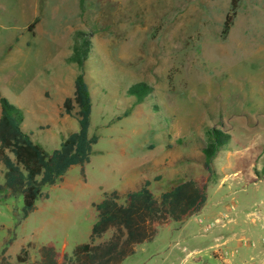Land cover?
Segmentation results:
<instances>
[{"label":"rangeland","instance_id":"374dc122","mask_svg":"<svg viewBox=\"0 0 264 264\" xmlns=\"http://www.w3.org/2000/svg\"><path fill=\"white\" fill-rule=\"evenodd\" d=\"M231 1L0 0V95L24 112L25 132L52 153L79 130L64 102L81 73L72 61L81 33L99 137L90 163L46 187L28 218L0 176L9 264L30 243L32 261L50 243L73 256L91 242L106 193L150 182L160 197L209 176L203 151L215 129L230 143L213 162L204 211L122 264H264V0H244L224 36ZM140 83L153 91L136 105L128 90Z\"/></svg>","mask_w":264,"mask_h":264},{"label":"trees","instance_id":"16d2710c","mask_svg":"<svg viewBox=\"0 0 264 264\" xmlns=\"http://www.w3.org/2000/svg\"><path fill=\"white\" fill-rule=\"evenodd\" d=\"M244 0H232L226 17L223 35L231 31ZM35 20L34 27L39 23ZM72 61L81 73L75 80L72 97L64 102L65 112L77 119L79 130L66 137L60 148L49 153L32 135L25 132L24 112L0 95V176H5L6 187L15 195L24 197V218L36 210L44 189L64 180L75 166L90 163L94 146L99 137L91 135L93 92L85 77L86 62L91 52L90 41L78 34ZM153 89L144 83L135 84L128 90L136 98V105L144 103ZM129 113L126 114L128 116ZM209 143L204 149L205 169L209 176L182 182L160 197L150 190V182L138 191L106 193L94 207L97 221L93 225L91 242L77 247L73 256L60 253L53 243L39 249V259L31 260L30 249L18 255L19 264H122L136 253V247L153 242L161 230L173 224L184 225L200 215L208 202L210 181L213 177V162L220 150L230 143V135L221 130L208 133ZM2 187V186H1ZM0 187V189H1ZM109 233L112 236L101 243ZM8 248H0V264H9L5 259Z\"/></svg>","mask_w":264,"mask_h":264},{"label":"built area","instance_id":"2783aa9c","mask_svg":"<svg viewBox=\"0 0 264 264\" xmlns=\"http://www.w3.org/2000/svg\"><path fill=\"white\" fill-rule=\"evenodd\" d=\"M228 215L226 214L225 216H223L224 219H228ZM201 223H203V221H200Z\"/></svg>","mask_w":264,"mask_h":264},{"label":"crops","instance_id":"0c3cea01","mask_svg":"<svg viewBox=\"0 0 264 264\" xmlns=\"http://www.w3.org/2000/svg\"><path fill=\"white\" fill-rule=\"evenodd\" d=\"M121 193H122V192H121ZM222 246H224V244H219V245H218V247H222Z\"/></svg>","mask_w":264,"mask_h":264}]
</instances>
